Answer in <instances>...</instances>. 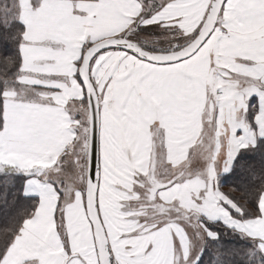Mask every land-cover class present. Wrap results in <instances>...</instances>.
Segmentation results:
<instances>
[{
  "label": "snow or ice",
  "instance_id": "6c2138e0",
  "mask_svg": "<svg viewBox=\"0 0 264 264\" xmlns=\"http://www.w3.org/2000/svg\"><path fill=\"white\" fill-rule=\"evenodd\" d=\"M0 264H264V0H0Z\"/></svg>",
  "mask_w": 264,
  "mask_h": 264
}]
</instances>
